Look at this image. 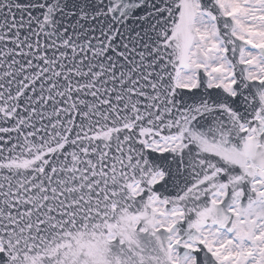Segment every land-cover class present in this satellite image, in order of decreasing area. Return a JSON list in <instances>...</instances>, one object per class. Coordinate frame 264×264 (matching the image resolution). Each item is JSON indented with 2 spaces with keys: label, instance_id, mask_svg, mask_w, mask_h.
I'll return each instance as SVG.
<instances>
[{
  "label": "snow or ice",
  "instance_id": "6c2138e0",
  "mask_svg": "<svg viewBox=\"0 0 264 264\" xmlns=\"http://www.w3.org/2000/svg\"><path fill=\"white\" fill-rule=\"evenodd\" d=\"M0 264H264V0H0Z\"/></svg>",
  "mask_w": 264,
  "mask_h": 264
}]
</instances>
